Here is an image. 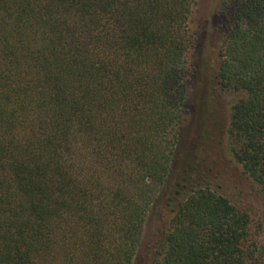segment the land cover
Segmentation results:
<instances>
[{
  "label": "trees",
  "instance_id": "1",
  "mask_svg": "<svg viewBox=\"0 0 264 264\" xmlns=\"http://www.w3.org/2000/svg\"><path fill=\"white\" fill-rule=\"evenodd\" d=\"M194 2L0 0V264H134L195 95ZM215 20L206 76L235 94L228 147L264 198V0ZM213 98L200 113L222 132ZM182 192L147 264H264L252 212Z\"/></svg>",
  "mask_w": 264,
  "mask_h": 264
},
{
  "label": "rangeland",
  "instance_id": "2",
  "mask_svg": "<svg viewBox=\"0 0 264 264\" xmlns=\"http://www.w3.org/2000/svg\"><path fill=\"white\" fill-rule=\"evenodd\" d=\"M220 1L195 0L193 5L191 23L200 35L199 47L194 51L198 65L194 82L195 95L190 105L192 108L181 123L169 180L162 196L167 197L175 189H180L185 194L197 186L209 187L228 197L233 204L252 212L255 220L264 228V198L243 173L228 147L226 128L229 105L235 94L213 88L206 76L218 61L215 47L218 40L215 13ZM206 65L208 68L210 66L209 72H205ZM208 94L214 96L211 103L223 113L222 121L219 119L222 132H213L212 125L208 124L200 113L205 104L204 95ZM207 148L211 149L210 155H207ZM204 157L207 158L205 162ZM177 182H180V185H177ZM163 197H160L146 216L134 264H147L150 261L163 230L169 225L171 211L170 207L163 210V204H160L163 203Z\"/></svg>",
  "mask_w": 264,
  "mask_h": 264
}]
</instances>
